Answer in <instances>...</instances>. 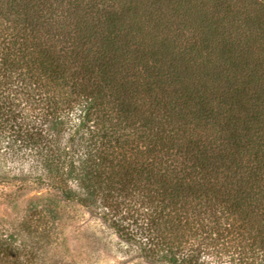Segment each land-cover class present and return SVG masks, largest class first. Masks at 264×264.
I'll return each instance as SVG.
<instances>
[{
    "label": "trees",
    "instance_id": "16d2710c",
    "mask_svg": "<svg viewBox=\"0 0 264 264\" xmlns=\"http://www.w3.org/2000/svg\"><path fill=\"white\" fill-rule=\"evenodd\" d=\"M0 180L49 190L0 264L61 203L145 264H264V0H0Z\"/></svg>",
    "mask_w": 264,
    "mask_h": 264
},
{
    "label": "rangeland",
    "instance_id": "374dc122",
    "mask_svg": "<svg viewBox=\"0 0 264 264\" xmlns=\"http://www.w3.org/2000/svg\"><path fill=\"white\" fill-rule=\"evenodd\" d=\"M2 164L5 171L15 167L7 160ZM11 182L0 180V227L4 228L19 223L28 203L49 192L43 188L12 194V185L17 183ZM55 210L56 217L42 242L37 264H145L135 258L132 246L116 237L92 212L74 203L58 204Z\"/></svg>",
    "mask_w": 264,
    "mask_h": 264
}]
</instances>
